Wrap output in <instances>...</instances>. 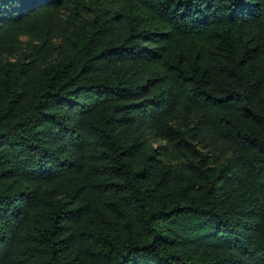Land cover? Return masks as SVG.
I'll use <instances>...</instances> for the list:
<instances>
[{"label": "trees", "instance_id": "obj_1", "mask_svg": "<svg viewBox=\"0 0 264 264\" xmlns=\"http://www.w3.org/2000/svg\"><path fill=\"white\" fill-rule=\"evenodd\" d=\"M0 264H264V0H0Z\"/></svg>", "mask_w": 264, "mask_h": 264}]
</instances>
